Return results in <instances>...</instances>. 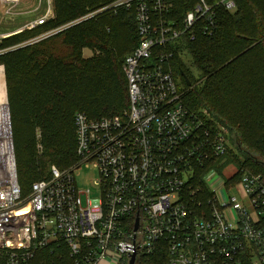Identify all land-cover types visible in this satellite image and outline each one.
I'll return each instance as SVG.
<instances>
[{
  "label": "built area",
  "instance_id": "built-area-1",
  "mask_svg": "<svg viewBox=\"0 0 264 264\" xmlns=\"http://www.w3.org/2000/svg\"><path fill=\"white\" fill-rule=\"evenodd\" d=\"M175 5L115 0L62 29L104 12L135 13L139 43L123 66L130 109L101 119L78 113L76 164L53 166L27 196L11 121L9 130L0 127V264H30L55 249H65L72 264H129L132 255L135 264H264V176L227 161L229 129L207 111L192 113L172 73L178 40L194 39L198 28L216 32L214 5L197 0L181 20ZM216 5L237 8L236 0ZM48 6L31 28L51 23L52 0ZM229 165L227 178L213 169ZM82 167L97 171L98 199L80 190ZM204 170L203 186H194Z\"/></svg>",
  "mask_w": 264,
  "mask_h": 264
},
{
  "label": "trees",
  "instance_id": "trees-1",
  "mask_svg": "<svg viewBox=\"0 0 264 264\" xmlns=\"http://www.w3.org/2000/svg\"><path fill=\"white\" fill-rule=\"evenodd\" d=\"M114 1L53 0L55 16L49 25L0 42L18 182L24 196L33 183L51 178L53 166L64 171L76 164L78 113L101 119L130 109L123 66L139 43L134 12H104L45 40L30 42L41 32L66 27ZM196 2L176 0L173 15L181 20ZM207 2L216 11V32L209 36L198 28L194 39L184 37L185 45L176 46L172 73L180 74L184 85H193L195 75L182 61L187 52L204 85L183 96L184 105L195 114L207 111L229 129L230 142L234 135L235 150L241 158L231 149L228 162L264 176V162L259 160H264V116L261 131L249 126V117L242 114L237 118L225 104L231 88L254 80L256 67H264V0H236L237 13L233 16L217 6V0ZM58 40L67 54L56 53L54 43ZM86 49L93 52L91 58L84 57ZM257 50L263 56L260 63L253 58ZM261 83L264 102V79ZM260 107L264 110V104ZM205 172L197 174L194 186H203ZM30 264H72V259L65 249L43 250Z\"/></svg>",
  "mask_w": 264,
  "mask_h": 264
},
{
  "label": "rangeland",
  "instance_id": "rangeland-1",
  "mask_svg": "<svg viewBox=\"0 0 264 264\" xmlns=\"http://www.w3.org/2000/svg\"><path fill=\"white\" fill-rule=\"evenodd\" d=\"M53 6V0H52ZM106 5H104L105 7ZM48 0H21L19 3L15 5L5 6L0 2V42L13 34L22 33L26 30L30 31L33 29L31 26L35 23L37 19H39L42 15L46 13L48 10ZM54 11V7H53ZM231 16L237 13V8L229 12ZM64 27H60L57 30H62ZM49 32H41L39 33L36 38L32 41H42L45 40L49 34ZM48 34V35H47ZM185 40L181 38L176 42V45H185L183 42ZM61 45L60 41H56L54 43V47L56 53L59 55L67 54V50H65ZM249 49V48H248ZM93 56V52L86 49L84 50V57L91 58ZM263 56L258 55V50L255 51L253 54V58L256 62L260 63V60ZM182 61L186 66L189 68L190 72L195 75V78L192 80L193 85L191 83L188 84L189 87L182 83V77L180 74H175L176 83L181 90L184 98L186 97L187 93L193 91L195 88L202 87L204 85V79L199 78L198 70L194 67L192 58L187 52L183 56ZM250 61V59H249ZM264 67L260 64L256 67L255 74L256 76L254 80L250 78L245 82H241L237 87L231 88V91L228 94L227 101L225 104L231 110L232 114H236V117L239 118L242 114L249 117V126L258 130H263L262 126H259L264 116V110L260 107L264 102L261 99V90H262V83L261 80L264 79ZM5 73V69H4ZM185 81V80H184ZM253 81L256 85L260 86V89L255 87V84H252ZM6 82V78H5ZM7 90V88H6ZM232 142H230L232 151H235V155L240 157L238 151H236L237 144L235 143V137L233 135ZM230 140V139H229ZM257 158V157H256ZM263 161L262 159H259ZM215 171L224 178L231 176L234 172V167L229 165L226 169H222L220 167H213ZM98 178L97 171L93 169H87L82 167L80 171L77 172V181L80 190L87 191L88 189L91 190V199H98L99 192L95 188L93 181ZM235 194V192H231L230 195Z\"/></svg>",
  "mask_w": 264,
  "mask_h": 264
},
{
  "label": "bare ground",
  "instance_id": "bare-ground-1",
  "mask_svg": "<svg viewBox=\"0 0 264 264\" xmlns=\"http://www.w3.org/2000/svg\"><path fill=\"white\" fill-rule=\"evenodd\" d=\"M7 95L5 73L3 68H0V127L2 130L10 129V113Z\"/></svg>",
  "mask_w": 264,
  "mask_h": 264
},
{
  "label": "water",
  "instance_id": "water-1",
  "mask_svg": "<svg viewBox=\"0 0 264 264\" xmlns=\"http://www.w3.org/2000/svg\"><path fill=\"white\" fill-rule=\"evenodd\" d=\"M8 108H9V113H10L9 103H8ZM10 121H11V116H10ZM135 263H136V255H132L129 264H135Z\"/></svg>",
  "mask_w": 264,
  "mask_h": 264
},
{
  "label": "crops",
  "instance_id": "crops-1",
  "mask_svg": "<svg viewBox=\"0 0 264 264\" xmlns=\"http://www.w3.org/2000/svg\"><path fill=\"white\" fill-rule=\"evenodd\" d=\"M0 68H3V71H4V67L3 66H0Z\"/></svg>",
  "mask_w": 264,
  "mask_h": 264
}]
</instances>
